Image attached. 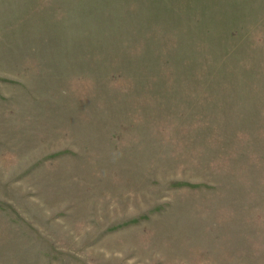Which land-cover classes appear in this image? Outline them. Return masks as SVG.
Instances as JSON below:
<instances>
[{"label":"rangeland","instance_id":"rangeland-1","mask_svg":"<svg viewBox=\"0 0 264 264\" xmlns=\"http://www.w3.org/2000/svg\"><path fill=\"white\" fill-rule=\"evenodd\" d=\"M0 264H264V0H0Z\"/></svg>","mask_w":264,"mask_h":264}]
</instances>
